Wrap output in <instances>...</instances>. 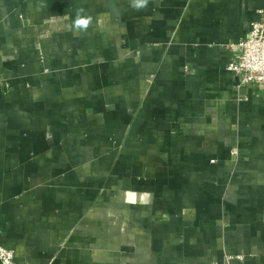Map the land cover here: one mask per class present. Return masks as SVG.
<instances>
[{"label":"crops","instance_id":"1","mask_svg":"<svg viewBox=\"0 0 264 264\" xmlns=\"http://www.w3.org/2000/svg\"><path fill=\"white\" fill-rule=\"evenodd\" d=\"M260 8L0 0L15 264H264V83L227 68Z\"/></svg>","mask_w":264,"mask_h":264},{"label":"built area","instance_id":"2","mask_svg":"<svg viewBox=\"0 0 264 264\" xmlns=\"http://www.w3.org/2000/svg\"><path fill=\"white\" fill-rule=\"evenodd\" d=\"M259 18L253 21L246 38L235 44L237 60L229 63L228 70L239 77L238 86L264 83V8L257 11ZM14 251L0 245V264H15ZM216 262L214 264H229Z\"/></svg>","mask_w":264,"mask_h":264},{"label":"clouds","instance_id":"3","mask_svg":"<svg viewBox=\"0 0 264 264\" xmlns=\"http://www.w3.org/2000/svg\"><path fill=\"white\" fill-rule=\"evenodd\" d=\"M148 3V0H134V7L142 8L145 7ZM89 24V20L81 18L79 12L77 13V19L74 22V26L78 29H86Z\"/></svg>","mask_w":264,"mask_h":264},{"label":"rangeland","instance_id":"4","mask_svg":"<svg viewBox=\"0 0 264 264\" xmlns=\"http://www.w3.org/2000/svg\"><path fill=\"white\" fill-rule=\"evenodd\" d=\"M232 152L237 154L238 151H237L236 148H233V149H232ZM229 257H230V259L232 258L231 255H229ZM216 262H219V261H215V262H213L212 264H214V263H216ZM223 262H225V261H221V263H223ZM225 263H226V262H225ZM229 264H230V263H229Z\"/></svg>","mask_w":264,"mask_h":264}]
</instances>
